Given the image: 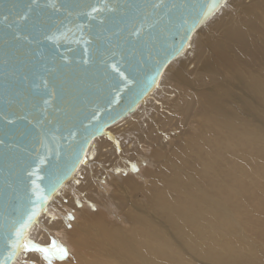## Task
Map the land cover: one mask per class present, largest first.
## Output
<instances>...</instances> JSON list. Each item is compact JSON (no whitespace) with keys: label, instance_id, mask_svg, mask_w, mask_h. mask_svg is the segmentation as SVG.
I'll return each mask as SVG.
<instances>
[{"label":"bare ground","instance_id":"6f19581e","mask_svg":"<svg viewBox=\"0 0 264 264\" xmlns=\"http://www.w3.org/2000/svg\"><path fill=\"white\" fill-rule=\"evenodd\" d=\"M108 130L29 246L66 244L62 264H264V0H228ZM16 264L51 261L22 247Z\"/></svg>","mask_w":264,"mask_h":264},{"label":"water","instance_id":"95a60500","mask_svg":"<svg viewBox=\"0 0 264 264\" xmlns=\"http://www.w3.org/2000/svg\"><path fill=\"white\" fill-rule=\"evenodd\" d=\"M228 0H0V264Z\"/></svg>","mask_w":264,"mask_h":264},{"label":"rangeland","instance_id":"374dc122","mask_svg":"<svg viewBox=\"0 0 264 264\" xmlns=\"http://www.w3.org/2000/svg\"><path fill=\"white\" fill-rule=\"evenodd\" d=\"M75 214H77V215H75ZM74 216H78V213H74L73 215H69V219L67 220V224L68 225H70L71 223H73L74 221H76L75 219H77V217H74ZM72 218H74V219H72ZM73 220V221H72ZM57 247V246H56ZM44 248H46V249H51V248H54V247H50V245L47 247V246H44ZM60 248H62V249H64L65 250V252H66V255H63V254H61L58 250H55V249H52V250H50V253H48V259L51 261V264H55V262H56V264H62L63 263V261L65 260V259H67L68 257H69V246H67L66 244H64V245H62ZM68 249V250H67ZM53 251V252H52ZM55 252H57L56 254H55ZM71 252V251H70ZM54 253V254H53ZM45 255V254H44ZM25 263V262H24Z\"/></svg>","mask_w":264,"mask_h":264},{"label":"snow or ice","instance_id":"6c2138e0","mask_svg":"<svg viewBox=\"0 0 264 264\" xmlns=\"http://www.w3.org/2000/svg\"><path fill=\"white\" fill-rule=\"evenodd\" d=\"M22 247H23V250H24L25 252H28V251H37V252L44 253L46 259H47V257H48V252H49V250L46 249V248H37V247H34V246H29V244H28L27 242H25V243L23 244ZM53 247H54V248L56 247L55 244H53ZM58 251H59L61 254L66 255V252H65L64 249L60 248Z\"/></svg>","mask_w":264,"mask_h":264}]
</instances>
